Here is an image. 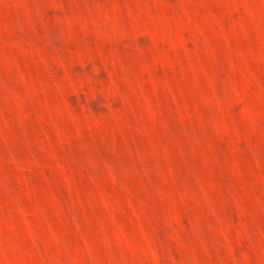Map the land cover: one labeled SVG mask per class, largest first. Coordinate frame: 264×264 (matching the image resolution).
<instances>
[{
  "label": "rangeland",
  "instance_id": "obj_1",
  "mask_svg": "<svg viewBox=\"0 0 264 264\" xmlns=\"http://www.w3.org/2000/svg\"><path fill=\"white\" fill-rule=\"evenodd\" d=\"M0 264H264V0H0Z\"/></svg>",
  "mask_w": 264,
  "mask_h": 264
}]
</instances>
